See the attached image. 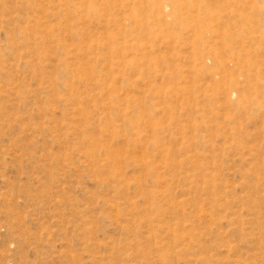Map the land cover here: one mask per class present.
Here are the masks:
<instances>
[{
    "label": "rangeland",
    "instance_id": "obj_1",
    "mask_svg": "<svg viewBox=\"0 0 264 264\" xmlns=\"http://www.w3.org/2000/svg\"><path fill=\"white\" fill-rule=\"evenodd\" d=\"M172 1L0 0V264H264V0Z\"/></svg>",
    "mask_w": 264,
    "mask_h": 264
},
{
    "label": "bare ground",
    "instance_id": "obj_2",
    "mask_svg": "<svg viewBox=\"0 0 264 264\" xmlns=\"http://www.w3.org/2000/svg\"><path fill=\"white\" fill-rule=\"evenodd\" d=\"M157 1L160 2L161 9L164 8L165 5L170 6L173 9L172 11H174L173 13L175 17L177 18L179 16L180 7H178V4H176L174 1L172 0H160V1L157 0ZM162 1L165 2V4Z\"/></svg>",
    "mask_w": 264,
    "mask_h": 264
}]
</instances>
